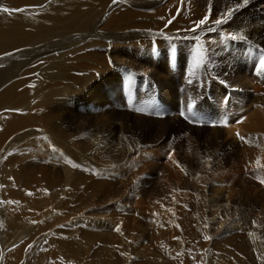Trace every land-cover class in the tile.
Segmentation results:
<instances>
[{
	"label": "bare ground",
	"instance_id": "6f19581e",
	"mask_svg": "<svg viewBox=\"0 0 264 264\" xmlns=\"http://www.w3.org/2000/svg\"><path fill=\"white\" fill-rule=\"evenodd\" d=\"M238 2L188 31L209 0H0V264H264V0L212 23Z\"/></svg>",
	"mask_w": 264,
	"mask_h": 264
},
{
	"label": "snow or ice",
	"instance_id": "6c2138e0",
	"mask_svg": "<svg viewBox=\"0 0 264 264\" xmlns=\"http://www.w3.org/2000/svg\"><path fill=\"white\" fill-rule=\"evenodd\" d=\"M183 3H184V0H181V4H183ZM248 3H249V0H240V2L235 3L231 7H229L227 9V11L221 12L220 15L216 19H214L212 21V23H214L217 26L227 23L228 20L232 18L233 13H235L236 11H238L239 9H241L242 7L246 6ZM211 10H212L211 0H209L208 13L205 14V16L203 18H201L200 20L194 21L195 27L194 28H191V29H188V31H196L197 29L201 28L202 26L207 25L208 22H209V16L211 14ZM0 11L9 12L10 10L8 8H3V9H0ZM171 22H172L171 20L167 21V23H169V24ZM232 39H245V37H243L242 35L241 36H233ZM185 119L187 120L188 118L185 117ZM191 122L192 121H189V123H191ZM240 122H242V121H240ZM213 126H216V125H213ZM221 126H223V127H229L227 121H225ZM236 135H237L238 139L242 143H247L248 142V140H247L246 137L240 136L239 133H236ZM169 159H171V156H169ZM174 163L177 164V167H180L181 170H183L182 165H180V163L178 161H174ZM204 163H207V161L205 160ZM73 167H76V165H73ZM259 182L261 184H264V179H260ZM28 195H32V193H28ZM0 203H2V202H0ZM115 231L118 232V233H120L121 232V229L119 227H117V228H115ZM122 234L123 233H121V235ZM205 239L206 240H210L211 237L210 236H207V237H205Z\"/></svg>",
	"mask_w": 264,
	"mask_h": 264
},
{
	"label": "rangeland",
	"instance_id": "374dc122",
	"mask_svg": "<svg viewBox=\"0 0 264 264\" xmlns=\"http://www.w3.org/2000/svg\"><path fill=\"white\" fill-rule=\"evenodd\" d=\"M236 110H238V111L241 112V113H245V111H243V110H241V109H236ZM245 110H249V109H245ZM238 117L241 119V120H238L239 123H240V121H242V123L245 122L244 120L246 119V117H242V114H240ZM201 125H204V124H201ZM201 125H200V126H201ZM203 128H204V127H200L201 130H203ZM225 132L227 133V134H226V137H225V141L228 142V139L232 138V136H230V135L228 134L229 129H228V130H225ZM189 138H190V140H191L192 142L195 143V145H196L200 150L204 151L205 149H210V147H209V143H210V142H204V141L202 140V138L200 137L199 134H197V133H192V134H190ZM168 154H169L170 156H172V153H171V152H169ZM167 220H169V221H167ZM166 221H167L168 223H170V222H172V219L170 220V219L168 218V219H166Z\"/></svg>",
	"mask_w": 264,
	"mask_h": 264
}]
</instances>
